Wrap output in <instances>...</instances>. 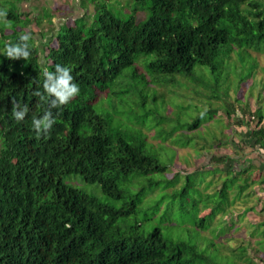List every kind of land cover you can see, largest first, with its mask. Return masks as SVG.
Returning a JSON list of instances; mask_svg holds the SVG:
<instances>
[{
	"label": "trees",
	"instance_id": "obj_1",
	"mask_svg": "<svg viewBox=\"0 0 264 264\" xmlns=\"http://www.w3.org/2000/svg\"><path fill=\"white\" fill-rule=\"evenodd\" d=\"M119 1L127 7L124 17L111 9ZM21 2L0 0V9H7L6 19L11 21L9 26L0 20V264H215L197 238L206 237L202 233L208 232L215 217L230 209L251 185L264 186V174L254 181L249 172L256 171L253 164L231 170L230 157L212 156L207 167L220 172L212 165H226V177L217 189L204 194L202 209L192 199L190 211L196 216L191 225L182 220L183 213L180 223L171 225L169 208L156 217L167 195L148 208L147 217L139 219L137 208L147 194L145 186L158 182L140 185L136 176L163 174L165 167L147 152L146 146L153 145L146 142L141 131H113L110 120L97 114L92 104L97 97L107 96L97 95V91L110 94L113 81L135 63L153 75L188 78L196 65L214 70L218 50L229 58L235 55V60L238 54L251 57L249 52L264 53V0H77L82 15L72 26L62 23L56 32H50L55 46L41 44L47 48L43 64L34 39L29 42L31 55L27 60L5 57V43H16L26 32L29 15L40 22L30 6L26 11L18 7ZM138 13H142L140 18ZM45 36L40 34L43 39ZM57 64L71 69L80 93L53 109L56 123L46 137L37 139L32 117H41L48 105L33 93L43 91L44 70L54 71ZM256 78L259 80L255 82L264 86L257 74ZM155 79L151 81L156 83ZM260 96L255 100L262 102ZM13 100L29 106L23 121L17 122L11 115ZM231 103L223 99V108L208 111L215 115L222 111L227 120L235 118L236 126L243 129L254 122V129L247 133L249 144L240 143L237 148L246 146L264 156V109H255L246 120L249 107ZM199 124L196 118L186 130H196ZM190 140L182 147L189 146ZM237 148L235 156L242 153ZM77 175L83 183L98 186L110 202L75 186L81 181L70 177ZM130 176H135L131 178L138 186L135 191L124 187L130 183ZM173 184L175 180L166 185ZM189 188L187 182L173 196L185 195ZM210 205L208 215L200 217V211ZM155 218L157 223H153ZM183 227L189 240L183 237ZM254 228L259 236L255 251L263 255L264 221ZM211 235L220 238L223 234L213 231L207 238ZM211 246L218 248L214 242ZM220 250L235 256L234 263L228 264H258L245 245H226Z\"/></svg>",
	"mask_w": 264,
	"mask_h": 264
},
{
	"label": "rangeland",
	"instance_id": "obj_2",
	"mask_svg": "<svg viewBox=\"0 0 264 264\" xmlns=\"http://www.w3.org/2000/svg\"><path fill=\"white\" fill-rule=\"evenodd\" d=\"M27 5L30 6V11H33L40 18V22H38L29 13L31 22L25 31L32 35L37 44L39 48L38 57L43 64V57L47 48L41 44H49L50 47H54L55 40H50L52 36L50 32H56L62 23L72 26L74 20L82 15L83 9L78 5L77 0H22L18 7L26 11ZM122 5L124 7H121ZM126 8V4L121 1L111 6L116 16L120 12V17L127 14ZM43 9H46L44 13L42 12ZM46 14H49L50 18L44 17ZM141 16L142 13L137 14V18ZM41 33L46 35L44 39L40 37ZM220 49L226 50L225 47ZM249 55L251 57L247 54H238L235 60V55L231 54V58H229L226 53L218 50L214 60V70L207 66L196 65L192 75L188 78L180 75H153L144 70L142 65L135 63L133 67L124 69L113 81L109 88L110 94L108 91L96 92L97 95L107 96L105 98L97 97L92 104L94 111L110 120L109 126L113 131L125 134H137L141 131L146 142L153 145V147L146 146L147 152L156 156L159 164L165 167L163 174L153 173L147 176H136L135 180L140 181V185H146L150 180L158 182L157 185L145 186L147 194L137 208L139 219L147 217L150 213L148 208L162 195H167L156 217L161 216L169 208L172 219L171 225L176 226L180 223L181 213L184 214L182 220L191 225L190 221L196 216L190 211L191 204L194 206V202L199 203L198 208L202 209L206 203V195L204 194L208 191L212 192L220 186L226 177L227 171L224 170L228 168L226 165H212V169L218 167L221 170L220 172L217 170L213 172L210 167H207L211 164V158H198L202 151H208L211 157L222 155L230 157L233 160L230 169H234L236 163L234 153L237 143L241 137L248 138L247 133L254 129L255 123L251 122L248 128L243 129L236 126L237 120L235 118L228 117L227 120L222 111L215 115L208 110L223 108L221 103L226 98L234 106L249 107V112L245 113L246 120L250 119V114L255 109H264V86L255 82L259 80H257L256 74L260 78V82H264V53L249 52ZM145 59L147 58L144 57L143 60L145 61ZM255 65L256 69H254ZM149 77L151 80L156 78V83L152 82ZM261 92L262 96H260ZM259 96L262 102L255 100ZM219 97L221 98L220 101L217 100ZM196 118L200 121L198 129L188 132L186 130L187 125ZM261 124L264 126V120ZM171 132L173 135H170ZM189 138L191 139L189 141L190 147H182ZM249 141L250 138H248V144ZM215 143L219 144L216 145ZM237 149L242 152L241 148L238 147ZM250 153L254 156L257 155L256 150H250ZM240 160V158L237 159L238 162ZM249 172L254 181L260 176L257 171ZM187 175L190 176L187 177ZM132 177L135 176H130V183L128 186H124L128 191L138 189V186L134 184L135 180L133 179L131 182ZM70 178L81 181L78 175ZM170 180H175V184L167 187L166 184ZM216 180L218 183H215ZM187 182L190 188L186 194L173 196L175 192L178 193L182 190ZM209 182L211 186H209ZM75 186L87 193L94 194L104 202H110L102 195L96 185H88L81 181ZM244 195L237 198L229 207L230 209L219 214V218L215 217L214 221L211 222L212 226L208 232L210 234L213 231L222 233L220 238H215L213 235L207 238L210 236L208 232L202 233L206 237L197 238L203 242V249L213 260L212 263H234L235 256L231 252L230 255L226 256L220 249L226 245L234 248L242 244L247 247L249 256L252 257L253 261L264 264V254L261 255L260 252L255 251L258 247L256 242L259 240V236L256 235V228H254L260 221H264V211H262L264 186L251 185ZM192 199L194 200L193 203ZM120 203L119 201L115 204L119 206ZM210 208H212L211 205L207 210L200 211L199 216H207ZM249 208L251 210L243 213L244 209ZM241 215L242 217L239 218ZM154 220L153 223L158 222V219L155 218ZM229 223L232 224L231 227L234 226L232 230L228 225ZM182 230L183 237L189 240L190 236L186 231L187 229L183 227ZM168 231L171 232L172 228H169ZM229 237L230 239L227 241ZM212 242L218 244V248L212 249Z\"/></svg>",
	"mask_w": 264,
	"mask_h": 264
},
{
	"label": "clouds",
	"instance_id": "obj_3",
	"mask_svg": "<svg viewBox=\"0 0 264 264\" xmlns=\"http://www.w3.org/2000/svg\"><path fill=\"white\" fill-rule=\"evenodd\" d=\"M7 15V9H0V20L11 26V21L6 19ZM32 39L33 37L30 33L22 32L16 43L6 42L4 47L5 57L9 60H27L31 55L29 42ZM43 76V91L37 90L33 93V95L39 97L40 101L46 102L48 105L41 117H32L31 126L36 133L37 139L41 135L46 137L56 123L53 109H58L68 104L80 93L79 85L74 82L71 69L67 66L57 64L54 71L45 69ZM28 113L29 106L27 104L22 106L15 100L12 101L11 115L17 122L23 121Z\"/></svg>",
	"mask_w": 264,
	"mask_h": 264
},
{
	"label": "crops",
	"instance_id": "obj_4",
	"mask_svg": "<svg viewBox=\"0 0 264 264\" xmlns=\"http://www.w3.org/2000/svg\"><path fill=\"white\" fill-rule=\"evenodd\" d=\"M243 136V135H242ZM248 136V135H247ZM248 138H243V137H241L240 138V140H239V142L238 141H236V142H238L237 143V145L239 144L240 145V143L241 144H248ZM243 146V145H242ZM250 150L251 149H248V147H244V149L242 150V153H244V160L246 161V159H247V161L246 162H244V161H242L243 159H242V157H243V154L241 155V154H238V155H236L235 156V158H236V163H235V165H234V169L235 170H238V169H242V168H245V167H247L248 165H250V164H253L254 165V167L256 168V171L257 172H259L261 175H263L264 174V156L263 155H253L252 153H250ZM252 151H253V149H252ZM213 153V152H212ZM211 154V153H210ZM251 154V155H250ZM250 155V156H249ZM202 157H205V159L207 158V157H209V158H211V155H209V152L208 153H204L203 154V156ZM208 158V159H209ZM238 158H240L241 160L238 162L237 161V159ZM250 163V164H249ZM207 164V163H206ZM205 164V165H206ZM241 164V165H240ZM260 177V176H259Z\"/></svg>",
	"mask_w": 264,
	"mask_h": 264
}]
</instances>
